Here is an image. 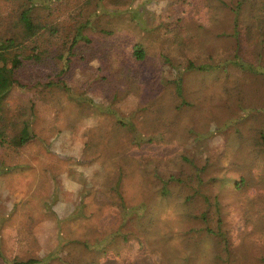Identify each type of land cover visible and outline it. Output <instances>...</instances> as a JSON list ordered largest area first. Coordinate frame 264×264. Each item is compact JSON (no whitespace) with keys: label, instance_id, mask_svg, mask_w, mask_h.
<instances>
[{"label":"rangeland","instance_id":"1","mask_svg":"<svg viewBox=\"0 0 264 264\" xmlns=\"http://www.w3.org/2000/svg\"><path fill=\"white\" fill-rule=\"evenodd\" d=\"M41 1L0 0L8 65L21 61L0 106V264H264V75L228 64L239 50L264 66L252 3L238 48L240 0ZM219 219L226 241L199 234Z\"/></svg>","mask_w":264,"mask_h":264},{"label":"trees","instance_id":"2","mask_svg":"<svg viewBox=\"0 0 264 264\" xmlns=\"http://www.w3.org/2000/svg\"><path fill=\"white\" fill-rule=\"evenodd\" d=\"M29 2L32 3V5H36V4H42L43 6H46L44 1L41 0H27ZM120 2L122 0H119ZM125 1V5L127 4H131V0H124ZM127 1V2H126ZM252 3V6H250L251 11H250V21L246 24V26L244 27L245 29H247V32L249 31H253L254 29L259 30L262 35H264V0H240L239 3V7H238V11L236 12V17L234 20V26H235V32L233 34V36L236 38L237 42H238V48L244 43H247L249 41L250 36L243 34L242 30L240 32V27L243 28V16L246 13V8L247 6H245L246 3ZM129 8V7H127ZM105 12L107 11V9L105 8L104 10ZM32 10L30 9H25L21 15H20V21L24 27V32L26 35L28 36H33L36 31L38 29H40L38 26H36L32 20V16H31ZM240 33H241V37H240ZM11 41V40H10ZM7 41H0V106H1V102L7 97V95L10 93L11 89L13 88V86L16 84L15 81V71L21 66V61L18 59V57H15L11 63H12V67L10 68L8 65V59L5 56V51L8 49V47L12 46V42ZM77 45V39H75L73 41V45L72 48L75 47ZM264 49V48H263ZM241 53L239 52V50L237 51V54L235 55L234 60H232L231 62L228 61V64L230 63L232 66H235L236 68H238L239 70H241L242 72H247V73H252V74H256V75H264V66H259V65H255L253 63H249L246 62L244 60V56L240 55ZM134 55L137 59L142 60L144 59V51L140 48H136L134 50ZM187 70L190 71H194V72H198V73H202V74H206L209 72H216L218 70H223V71H227V66H224V68H219L216 66H212L209 64H203V65H195L192 62H190L186 68ZM176 85V90L175 93L177 94V96L179 98L183 97V82L181 80H177L175 82ZM184 106H189L188 102L183 101L182 104L178 107V109H181ZM1 108V107H0ZM263 113H264V108L262 109ZM115 116L118 118L117 113L114 111ZM1 119V116H0ZM247 118L244 119V122L246 121ZM121 127L125 130H127L128 132L130 131L134 136V140L138 141L139 138L137 136V130L135 128V126L133 124H125L124 122H122L120 120V117L118 118ZM3 136L4 134L0 131V139L3 140ZM33 137H35V135H32V132L30 131V124L26 123L24 126V129L21 133V135L19 137H16L13 141L14 144L17 146H24L26 145ZM141 141V140H140ZM138 141V142H140ZM147 140H143V142H146ZM142 142V143H143ZM257 144L258 146H260L263 150H264V123L262 125V127H260L259 131H258V136H257ZM12 169H9L8 171H11ZM244 181V179L242 180V182ZM182 183V180L180 178H169L168 181H163V188H162V193L164 195H169L168 191V186L172 183ZM244 183V182H243ZM239 185V184H237ZM201 220H203L205 223H208V218H209V213L208 211H205L203 213H201L200 215ZM218 225V229H220L219 232L215 233V231L210 228H203L199 234H201V232H207L210 235H216L218 237V239H220V241H226V234L224 231H222V220L219 219L217 222ZM195 242V241H194ZM33 263V261H29V262H18V261H14L12 264H31Z\"/></svg>","mask_w":264,"mask_h":264}]
</instances>
